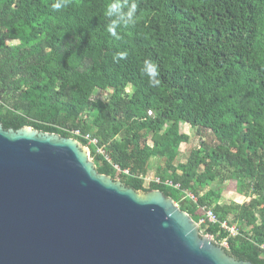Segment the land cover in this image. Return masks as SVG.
Segmentation results:
<instances>
[{
    "label": "trees",
    "instance_id": "16d2710c",
    "mask_svg": "<svg viewBox=\"0 0 264 264\" xmlns=\"http://www.w3.org/2000/svg\"><path fill=\"white\" fill-rule=\"evenodd\" d=\"M55 2L0 0V125L91 134L111 159L90 148L99 174L162 192L196 223L200 207L211 209L218 224L205 234L264 264V0H136V23L118 28L119 39L107 31L111 0H69L59 11ZM118 52L127 59L115 62ZM146 59L158 65L159 87L141 72ZM107 90L109 99H93ZM182 124L209 132L185 164ZM157 158L161 183L145 188ZM244 176L245 203L221 204L223 184Z\"/></svg>",
    "mask_w": 264,
    "mask_h": 264
},
{
    "label": "water",
    "instance_id": "95a60500",
    "mask_svg": "<svg viewBox=\"0 0 264 264\" xmlns=\"http://www.w3.org/2000/svg\"><path fill=\"white\" fill-rule=\"evenodd\" d=\"M89 156L76 139L0 125V264H252Z\"/></svg>",
    "mask_w": 264,
    "mask_h": 264
},
{
    "label": "rangeland",
    "instance_id": "374dc122",
    "mask_svg": "<svg viewBox=\"0 0 264 264\" xmlns=\"http://www.w3.org/2000/svg\"><path fill=\"white\" fill-rule=\"evenodd\" d=\"M18 44H19V42H17V41H12V42L9 43L10 46H17ZM129 91H131V90H129ZM111 94H112V90L97 91L94 94L93 99L94 100H103L104 101V100L109 99ZM180 132L182 134H184V135L189 137V142L184 143V144L181 145L180 155H179V158H178V161H177V163L185 164V163H187V160H188V157H189L190 153L192 151L196 150L203 140H206V139L209 138V135L207 134L209 132H196V129H192L189 124H182L180 126ZM89 159L92 162H94L93 157L91 155V152H90ZM157 159H158V163H155L154 159H152L150 161V170H152V171H150V173L148 175L149 177L146 180L147 182L145 183V188H149V186H150L149 183H152L156 179H158L157 178V174H156L157 168H158V166H160V167L162 166L163 167L164 164H165V161L163 159H161V158L160 159L157 158ZM153 164H154V166H153ZM152 167H153V169H151ZM118 181H120V180L118 179ZM249 182L250 181L247 179L246 176H244V177H242V178H240L238 180L237 183H239V185H237L234 181L233 182H225L223 184L224 185V191H223V194H222L221 204H230L232 202H237V203H240V204L245 203V201L247 200L246 191H247ZM199 230H200V233H201L202 236H206V237L214 240L216 243L222 245L223 247H227V245L224 242L220 243L215 238H213V237H211L209 235H206L205 231L203 230L202 227H200Z\"/></svg>",
    "mask_w": 264,
    "mask_h": 264
},
{
    "label": "clouds",
    "instance_id": "9594fccd",
    "mask_svg": "<svg viewBox=\"0 0 264 264\" xmlns=\"http://www.w3.org/2000/svg\"><path fill=\"white\" fill-rule=\"evenodd\" d=\"M68 2L69 0H56L51 7L59 11L61 8L66 7ZM137 11L138 4L136 0H111V3L106 6L105 13L110 21L107 26L108 33L116 39H119L117 29L121 26L134 25L136 23ZM125 59H127V52H118L114 56L115 62ZM141 72L147 76L151 87L156 88L160 86L159 69L154 61L146 59L143 62Z\"/></svg>",
    "mask_w": 264,
    "mask_h": 264
},
{
    "label": "built area",
    "instance_id": "2783aa9c",
    "mask_svg": "<svg viewBox=\"0 0 264 264\" xmlns=\"http://www.w3.org/2000/svg\"><path fill=\"white\" fill-rule=\"evenodd\" d=\"M149 115L151 116L152 112H149ZM68 132L73 136L72 137L73 139H76L78 141H79V139H82V140L87 142L86 148L89 150V155L91 152L90 148L94 147L97 149L96 153L98 155H101L102 157H104L106 159V161L111 163L110 157L108 155H106V153L102 147H99V145H98L99 141L96 138H94L91 134H89V133L84 134L81 130H68ZM114 168L117 171L123 172L125 175L130 176V172L128 170L122 171L118 165H114ZM154 182L161 183L159 178L156 179ZM166 185H168L170 187H174L176 189H179L178 185H173L171 182L166 183ZM185 195L188 199H190L194 203H197V198L195 196H193L191 193L185 192ZM199 209L203 215L200 222L198 223L199 227L218 224V220H217L214 212L211 209L206 208V207H200ZM220 228L222 231L227 232L229 234V236H231V237H237L239 235L238 228L236 226H230L226 222L220 223ZM224 243L227 245V241H224Z\"/></svg>",
    "mask_w": 264,
    "mask_h": 264
},
{
    "label": "crops",
    "instance_id": "0c3cea01",
    "mask_svg": "<svg viewBox=\"0 0 264 264\" xmlns=\"http://www.w3.org/2000/svg\"><path fill=\"white\" fill-rule=\"evenodd\" d=\"M156 159V158H155ZM159 167V166H158Z\"/></svg>",
    "mask_w": 264,
    "mask_h": 264
}]
</instances>
